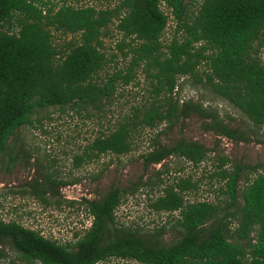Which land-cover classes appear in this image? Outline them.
I'll list each match as a JSON object with an SVG mask.
<instances>
[{
    "label": "trees",
    "instance_id": "obj_1",
    "mask_svg": "<svg viewBox=\"0 0 264 264\" xmlns=\"http://www.w3.org/2000/svg\"><path fill=\"white\" fill-rule=\"evenodd\" d=\"M161 5L177 25L167 43L161 41L168 18ZM55 6L49 0H0V153L16 129L32 123L36 109L66 107L86 117L104 118L122 95L119 89L135 79L139 67L148 81L147 96L96 133L73 156L74 166L104 153L126 154L132 136L141 129L162 121L170 126L193 113L203 119L204 129L246 140L212 107L190 99L179 102L174 89L180 77L210 89L253 127L264 126V63L259 58L264 0H198L191 12L185 0ZM12 18L16 27L9 31ZM113 21L121 36L115 47L126 63L109 72L107 62L115 54L107 56L103 36ZM53 32L72 36L57 47ZM206 153L195 142L162 146L153 139L141 159L143 167L171 155L197 165ZM228 162L225 155L217 154L216 168L208 174L209 179L222 182L219 193L226 198L222 205L221 201L185 200L184 193L197 186L189 176L177 177L149 200L156 212H177L179 235L166 244L116 226L114 209L122 191L114 187L98 200L82 199L91 219L80 235L59 241L15 220L0 219V246L10 247L22 264H97L110 258L139 264H264V171L241 178L243 166L232 163L227 168ZM258 167L245 168L254 172ZM239 180L242 187L237 191ZM41 192L45 194L43 188ZM230 221L235 228H229Z\"/></svg>",
    "mask_w": 264,
    "mask_h": 264
},
{
    "label": "rangeland",
    "instance_id": "obj_2",
    "mask_svg": "<svg viewBox=\"0 0 264 264\" xmlns=\"http://www.w3.org/2000/svg\"><path fill=\"white\" fill-rule=\"evenodd\" d=\"M196 1L185 0L188 11L194 10ZM49 2L55 3V7L62 2L76 6L103 7L114 4L115 0ZM160 8L168 16L161 35V41L167 43L177 25L168 10L163 5ZM14 21L15 18L10 20L11 26L7 30L14 31ZM115 23L113 21L107 26V34L103 36L107 56L109 53L115 54L107 62L106 70L109 72L126 63V59L122 60L115 47L121 37L115 30ZM71 36L53 32V44L59 47ZM259 58L264 63V43L259 48ZM135 74L133 81L119 89L122 95L110 106L104 118L86 117L82 111L53 106L36 109L32 114V123L15 130L7 140V147L0 153V219L15 220L59 241L70 240L74 234L80 235L90 224L91 218L82 199L98 200L109 189L116 187L122 191L120 202L114 209L116 226L158 238L166 244L179 235L175 221L177 212H156L148 205L149 200L158 195L163 186L172 184L177 177L189 176L197 186L195 190L184 193L185 200L221 201L222 205L226 199L219 193L222 182L209 179L208 175L216 168L217 154L228 158L229 162L224 165L227 168L232 163L242 165L241 178L245 174L253 177L256 172L264 171L260 168L264 166V126L253 127L236 108L210 89L193 85L187 77L177 79L174 93L179 102L190 99L205 108L212 107L224 123L242 132L246 140H232L204 129L203 119L193 113L179 117L170 126L162 121L151 128L141 129L132 136L131 149L126 154L104 153L74 166L73 156L79 154L96 133L112 126L124 112L130 111L131 105H137L147 96L148 81L140 67L135 70ZM153 139L162 146H171L177 141L195 142L204 146L207 153L197 165L171 155L159 163L143 167L141 154L151 149ZM253 165L259 166L254 172L245 168ZM146 180L150 184L144 185ZM241 187L242 182L239 180L237 191ZM42 188L45 194L41 192ZM66 200L74 202L68 205ZM228 225L231 229L235 228L234 221ZM249 236L252 238L254 232ZM0 251V264H22L7 245L0 246ZM97 264L139 263L110 258Z\"/></svg>",
    "mask_w": 264,
    "mask_h": 264
}]
</instances>
